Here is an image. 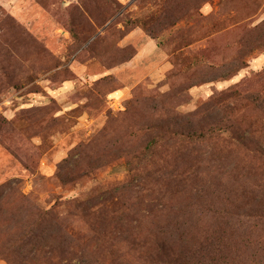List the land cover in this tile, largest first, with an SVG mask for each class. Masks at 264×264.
I'll list each match as a JSON object with an SVG mask.
<instances>
[{"label":"rangeland","instance_id":"374dc122","mask_svg":"<svg viewBox=\"0 0 264 264\" xmlns=\"http://www.w3.org/2000/svg\"><path fill=\"white\" fill-rule=\"evenodd\" d=\"M0 264H264V0H0Z\"/></svg>","mask_w":264,"mask_h":264}]
</instances>
